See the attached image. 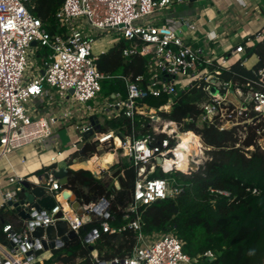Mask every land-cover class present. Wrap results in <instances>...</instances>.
Wrapping results in <instances>:
<instances>
[{
    "label": "built area",
    "instance_id": "1",
    "mask_svg": "<svg viewBox=\"0 0 264 264\" xmlns=\"http://www.w3.org/2000/svg\"><path fill=\"white\" fill-rule=\"evenodd\" d=\"M28 1L0 0V162H7L16 150L30 145L37 151L49 150L53 154L49 164L56 166L57 157L62 155L61 161L71 168L93 154L111 153V165L99 166L95 172L86 170L95 178L112 183L116 182L112 176L115 169L135 167L131 200L123 208L134 213V217L129 219L125 214L122 217L125 223L116 228L105 220L99 225L102 232L125 227L137 230L136 244L132 252L123 257L99 259L96 252L91 251L93 264H199L201 259H214L209 250L187 255L182 250L181 240L173 233L140 231V207L177 194L183 185H191L180 184L173 177L149 176L156 168L163 174H189L197 167L192 156L205 155L208 149L198 136L200 152L197 154L194 148L189 152L185 171L176 170L174 163L165 168L167 159L176 158L174 150L179 131L176 123L162 114L170 111L181 91L204 82L201 86L206 96L198 104L201 110L196 119L198 124L228 128L238 122L237 117L246 109L254 111L255 115H264V68L257 71V80L246 92L232 88L230 82L219 77L221 68H228L227 55L242 52V42L222 48L221 43L227 40L223 34H217L213 41L218 45L209 46L210 40L197 34L195 16L180 13L191 2L207 0H63L54 14L62 31L53 35L27 10ZM217 19L221 24L229 23L224 13ZM176 22L178 26L170 25ZM182 30L194 33V45L187 43ZM100 31L103 35L114 32L118 39L133 40L134 43L122 49L121 56L124 60L133 54L147 57L145 74L129 80L125 75L110 76L98 71L95 61L104 51L93 53L91 45L102 35L97 33ZM43 47L48 52L38 59L36 53ZM209 75L218 78L220 83L207 81ZM104 78L120 80L122 88L101 93L100 81ZM229 92L237 95L238 104L233 114H224L220 102ZM160 95H165L166 101L157 107L144 101ZM118 118L128 119L129 125L103 128L106 122ZM137 121L150 133L136 135ZM59 128L77 137L66 149L60 144ZM86 132L90 134L84 138ZM158 134L165 136L157 140ZM78 143L82 144L80 148H77ZM258 143L264 145V137L259 138ZM86 144L92 151L83 156ZM156 158H160L159 163ZM19 162H24L22 157ZM48 171L43 186L53 196L54 205L37 211L28 203L22 204V210L29 217L20 218V228L10 223L2 226L0 264H42L50 258L51 253L45 254L51 250L35 253L41 249V244L30 232L37 225L46 226L57 219L64 220L87 246L98 235L97 229H91L80 236L79 229L88 219L107 216L108 199L101 197L95 202L79 203L81 213H77L61 197L62 187ZM2 176L0 170V179ZM3 179L1 205L18 201L16 191L22 180H28L26 176L13 173ZM32 183L40 185L37 178ZM216 192L228 194L224 190ZM49 264L57 263L50 261Z\"/></svg>",
    "mask_w": 264,
    "mask_h": 264
},
{
    "label": "trees",
    "instance_id": "2",
    "mask_svg": "<svg viewBox=\"0 0 264 264\" xmlns=\"http://www.w3.org/2000/svg\"><path fill=\"white\" fill-rule=\"evenodd\" d=\"M62 1L29 0L25 6L53 35L62 31L54 17ZM131 43L134 41L123 38L114 42L98 55L95 61L97 70L110 76L125 75L129 80L145 74L147 57L133 54L124 60L121 56L122 49ZM242 45L240 55L228 64V68H221L219 77L230 82L232 88L246 92L257 80V71L264 68V37L256 43L242 41ZM47 52L48 49L43 47L36 55L40 59ZM253 54L257 61L247 68L243 61ZM100 84L103 94L122 88V83L116 78H104ZM202 84L204 82L198 85L194 83L191 88L181 91L170 111L162 115L176 123L179 133L190 131L200 136L202 144L208 147L205 150L206 159L187 175L179 172L163 174L158 168L154 170L149 177H173L180 184L191 185H183L182 191L177 194L140 207V231L173 233L181 240L183 252L189 256L206 250L213 253L214 259H201L199 264H263L264 145L258 143V139L264 137V115H255L254 111L246 109L237 117L238 122L228 128L198 124L196 119L201 111L198 104L206 96ZM144 101L157 107L166 101V96L147 97ZM121 124L128 126L129 120L113 119L106 122L103 128H115ZM134 130L136 135L150 133L148 128L140 127L138 121ZM164 136L158 134L155 138L159 140ZM91 151L92 147L86 144L82 155ZM54 167L55 164L42 166L32 174L39 175ZM180 167L187 168L186 165ZM68 173L65 187L75 194L79 203L95 202L101 197L108 199L107 216L88 219L79 229L80 236L97 229L92 250L75 236L52 249L50 258L42 264H49L50 261L57 264H93L91 251H95L99 259L128 256L136 244L138 231L125 227L102 232L99 222L105 220L110 227L116 228L125 223L122 219L125 214L129 219L134 217V213L126 212L123 208L131 200L135 167L127 166L113 171L117 186L108 180L95 178L83 168L70 169ZM217 190H224L228 194H219ZM16 195L22 197L19 189ZM5 223L18 229L21 219L14 208L3 204L0 205V242H3L2 226Z\"/></svg>",
    "mask_w": 264,
    "mask_h": 264
},
{
    "label": "crops",
    "instance_id": "3",
    "mask_svg": "<svg viewBox=\"0 0 264 264\" xmlns=\"http://www.w3.org/2000/svg\"><path fill=\"white\" fill-rule=\"evenodd\" d=\"M180 13L195 16L197 34L205 37L208 41L210 40L209 46L212 47L215 45L213 38L217 34H223L224 39L227 40L221 43L222 48L233 46L238 41L257 42L264 37V4L262 0H207L191 2ZM221 13L226 14L229 21L228 25L221 24L217 19ZM170 25L173 27L178 26L177 22L174 24L170 23ZM182 35L187 43L195 44L192 39L194 33L182 30ZM239 55L240 53L228 54V64L233 62ZM256 61L257 57L253 54L244 60L243 64L250 68ZM57 133L60 144L64 149L68 148L71 142L77 140L74 133H67L64 129L59 128ZM46 152L50 151H37L33 146L26 145L16 150L7 162L4 160L0 162V170L3 171L4 175L0 179V205L1 192L5 183L3 178L6 175L15 173L26 176L29 181L34 182L37 175L32 174V172L50 163L49 155L51 152L46 159L41 156L42 153ZM20 157L23 158V163L19 162ZM29 159L32 160L29 162ZM58 164H63V161L60 160ZM50 253L51 251L45 255L49 256Z\"/></svg>",
    "mask_w": 264,
    "mask_h": 264
},
{
    "label": "water",
    "instance_id": "4",
    "mask_svg": "<svg viewBox=\"0 0 264 264\" xmlns=\"http://www.w3.org/2000/svg\"><path fill=\"white\" fill-rule=\"evenodd\" d=\"M33 44V43H32ZM215 89L211 88V92L215 93ZM90 132L83 134V137L86 138ZM82 146L81 143L77 144V148ZM156 162H160V158H156ZM81 168V167H78ZM74 170L77 168L68 167L65 163L56 164L54 168L49 169L47 174H50L54 179L57 180L58 184L62 187L61 197L68 201L71 209L81 213L79 208V202L76 199L75 194L70 191L65 186L67 185L69 179V170ZM46 173H41L36 176L40 185L33 184L32 182L24 179L20 182L19 190L22 193V197L18 201H7L6 205L12 207L17 212V216L21 219L28 218L29 215L27 212L22 210V204L28 203L35 210H48L54 205L53 196L47 193L44 189ZM117 186V183H114ZM30 235L32 237L39 238L41 249H38L35 253H40L41 251L52 250L56 246H60L68 239L74 238L76 234L69 229L67 223L64 220L57 219L53 223L46 226L37 225L35 226ZM89 250H92V246L88 245Z\"/></svg>",
    "mask_w": 264,
    "mask_h": 264
},
{
    "label": "bare ground",
    "instance_id": "5",
    "mask_svg": "<svg viewBox=\"0 0 264 264\" xmlns=\"http://www.w3.org/2000/svg\"><path fill=\"white\" fill-rule=\"evenodd\" d=\"M206 80L209 82H213L215 85L220 83V80L218 78H215L211 75L206 77ZM238 101H237V96L233 92H229L224 95L220 102V107L223 111L224 114H233V111L235 107L237 106ZM178 141H177V147L174 150V153L176 155L175 159H167L165 163V168H168L169 166H172L173 163L175 165L176 170H180L181 168L184 169L183 167H180L184 164H188V154L193 148L196 150V153L199 154L198 150V136L193 135L189 131L186 132H180L177 135ZM192 137H195V143L192 140ZM200 137V136H199ZM28 153V152H26ZM53 154L50 153L49 155V160L52 157ZM62 155L57 157V160H61ZM32 159H29V162ZM113 162V155L111 153H108L106 151H102L100 153L93 154L90 156L87 161L77 163L74 165V168L82 167L85 169L92 170L93 172L96 171L97 168L102 167L106 168L107 166L111 165ZM197 162V161H196ZM98 166V167H97ZM197 166V165H196ZM180 168V169H179ZM187 168H185L186 170ZM264 264V263H263Z\"/></svg>",
    "mask_w": 264,
    "mask_h": 264
},
{
    "label": "rangeland",
    "instance_id": "6",
    "mask_svg": "<svg viewBox=\"0 0 264 264\" xmlns=\"http://www.w3.org/2000/svg\"><path fill=\"white\" fill-rule=\"evenodd\" d=\"M262 3L264 4V0H262ZM97 33L102 34V35L99 38H97L96 41L94 40V42L92 43L91 49H92L93 53H98L100 50H102V51L106 50L108 48V46L112 45L114 42H116L118 40V36H116V34L114 32H109V34H104V35H103L102 31L97 32ZM254 43H256V42H254ZM178 80H179V85H182V79L179 78ZM237 99H239V98H237ZM190 133H192V132H190ZM192 134L194 135V133H192ZM194 139H195V137H192L193 142L195 141ZM49 153L50 152L42 153L41 156L46 159L48 157ZM204 153H206V152H204ZM192 157H193V161L196 163L194 165L196 167V165L198 166L199 164H201L205 161L206 154L201 155V156L200 155H197V156L193 155ZM184 165L188 166V164H184ZM114 167L115 166H112V168H114ZM110 170H112V169L110 168ZM182 170H185V168L184 169L181 168L179 171H182ZM183 175H187V174L184 173Z\"/></svg>",
    "mask_w": 264,
    "mask_h": 264
}]
</instances>
